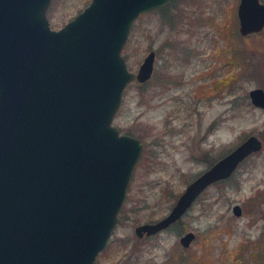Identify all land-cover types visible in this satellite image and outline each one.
Listing matches in <instances>:
<instances>
[{
  "label": "water",
  "instance_id": "95a60500",
  "mask_svg": "<svg viewBox=\"0 0 264 264\" xmlns=\"http://www.w3.org/2000/svg\"><path fill=\"white\" fill-rule=\"evenodd\" d=\"M173 0H91L59 30L51 0H0V264H94L111 238L143 145L112 120L125 88L153 74L150 52L136 73L121 51L139 16ZM238 33L264 29V4L239 0ZM264 110V91L248 93ZM250 136L189 183L169 213L134 229L167 230L212 185L259 152ZM232 213L241 216V208ZM193 232L179 238L183 249Z\"/></svg>",
  "mask_w": 264,
  "mask_h": 264
},
{
  "label": "rangeland",
  "instance_id": "374dc122",
  "mask_svg": "<svg viewBox=\"0 0 264 264\" xmlns=\"http://www.w3.org/2000/svg\"><path fill=\"white\" fill-rule=\"evenodd\" d=\"M90 2L51 0L50 28L61 29ZM238 4L173 0L164 18L155 10L132 25L121 51L126 67L136 73L154 52V70L148 82L125 88L112 126L119 135L140 140L143 150L119 223L94 264L177 262L187 253L179 238L188 232L196 235L190 252L211 241L215 257L224 255L221 263L230 264L228 254L242 247L247 264L258 248L254 264H264V110L248 97L253 89L264 91V29L240 36ZM250 136L261 141V150L228 180L210 186L183 216L182 226L151 238L135 236L136 227L165 217L189 183ZM236 205L240 217L232 213Z\"/></svg>",
  "mask_w": 264,
  "mask_h": 264
},
{
  "label": "trees",
  "instance_id": "16d2710c",
  "mask_svg": "<svg viewBox=\"0 0 264 264\" xmlns=\"http://www.w3.org/2000/svg\"><path fill=\"white\" fill-rule=\"evenodd\" d=\"M170 4H171V2L167 6L156 10V11L161 12L162 18L165 17L164 15L168 11ZM230 81H233V76H232ZM217 83L221 84L224 82L218 81ZM229 83H231V82H229ZM213 164L214 163H212L210 166H212ZM179 225L182 226L181 220L179 222H177L174 226H179ZM174 226H172V227H174ZM204 242H205V246L203 247V245H202V247L199 250L195 249V250H193V252H190L186 249L187 253L182 255L181 258H179L177 262L167 261L163 264H222L221 263L222 260L225 261V259H226V258L225 259L223 258L225 256L224 255L219 256V254H218V256L216 258L215 257L216 255H214L215 254L214 252H216V249L213 247V242L207 241V240L206 241L204 240ZM241 248L242 247H239L235 253L231 252L233 254H231V253L228 254L227 259H229L230 264H245V261L243 260L241 254H240L241 251H243L245 248L243 250H241ZM260 252L261 251L258 248L252 249V252L249 254L250 258H249V261L247 264H254V262H256V260L258 258L260 259V256H261Z\"/></svg>",
  "mask_w": 264,
  "mask_h": 264
}]
</instances>
